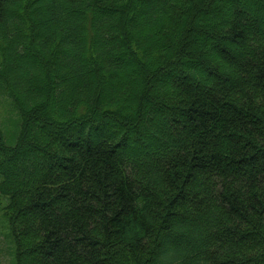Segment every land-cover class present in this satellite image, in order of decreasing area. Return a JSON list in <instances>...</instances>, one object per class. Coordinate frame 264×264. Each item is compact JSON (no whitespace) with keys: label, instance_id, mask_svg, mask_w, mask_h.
Returning a JSON list of instances; mask_svg holds the SVG:
<instances>
[{"label":"trees","instance_id":"obj_1","mask_svg":"<svg viewBox=\"0 0 264 264\" xmlns=\"http://www.w3.org/2000/svg\"><path fill=\"white\" fill-rule=\"evenodd\" d=\"M0 86L11 264H264V0H0Z\"/></svg>","mask_w":264,"mask_h":264},{"label":"rangeland","instance_id":"obj_2","mask_svg":"<svg viewBox=\"0 0 264 264\" xmlns=\"http://www.w3.org/2000/svg\"><path fill=\"white\" fill-rule=\"evenodd\" d=\"M11 104V99L0 86V126L4 129L7 138H11L15 130L16 112ZM5 202L6 197L0 196V264H11L15 242L9 233L7 215L3 207Z\"/></svg>","mask_w":264,"mask_h":264}]
</instances>
